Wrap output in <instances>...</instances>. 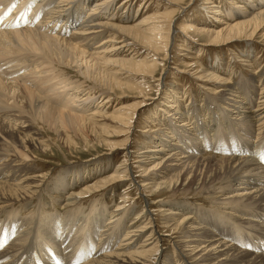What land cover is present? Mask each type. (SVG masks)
I'll use <instances>...</instances> for the list:
<instances>
[{
  "label": "bare ground",
  "instance_id": "6f19581e",
  "mask_svg": "<svg viewBox=\"0 0 264 264\" xmlns=\"http://www.w3.org/2000/svg\"><path fill=\"white\" fill-rule=\"evenodd\" d=\"M113 1L0 0V136L15 145L14 135H20L17 143L24 151L45 150L47 142L36 132L25 134L20 124L35 118L56 133L62 125L81 132L95 130L115 91L128 87L125 81L135 76L142 81L156 79V68L169 61L172 24L161 21L147 29L154 18L135 24L139 11L134 19L122 18L118 8L107 16ZM202 1L204 14L182 25L184 37L193 32L206 36L209 46H218L264 35V0ZM252 44L233 56L250 75L234 79L235 66L217 58L213 65H201L199 78L217 88L202 99L167 96L158 112L143 117L144 123L159 130L150 135L144 131L140 147H130L129 142L133 120L144 109L146 98L134 109L118 112L115 126L123 140L112 151H124L127 162L107 177H102L104 170H87L58 177L57 184L50 186L45 174L28 165L29 157L22 151L0 150V220L14 218L17 208L26 211L36 202L28 212L31 227L24 220L25 231L18 239L0 233V264H38V259L44 264H264V161L256 154L264 144V71L252 59ZM69 69L84 83L72 81ZM165 76L162 73L160 78ZM86 82L93 87L84 92ZM96 89H102V95L95 97ZM0 143H4L1 137ZM90 181H95L92 187L73 192ZM123 182L139 191L141 210L126 208L131 196L123 193L122 202L109 208L108 222L101 229L92 228L96 221L101 225L100 216L106 214L90 219L95 210L80 212L85 196L105 189L111 192ZM199 187L193 199L205 201L197 207L200 214L184 216L170 209L169 201L190 200V189ZM161 191L170 196L156 198ZM92 196L96 195L89 199ZM50 209L61 212L59 217L68 226L58 230L53 220L43 219ZM207 213L216 214L215 222L206 218ZM79 217L84 227L86 218L91 224L83 234L85 243L91 242L87 247L69 226Z\"/></svg>",
  "mask_w": 264,
  "mask_h": 264
},
{
  "label": "rangeland",
  "instance_id": "374dc122",
  "mask_svg": "<svg viewBox=\"0 0 264 264\" xmlns=\"http://www.w3.org/2000/svg\"><path fill=\"white\" fill-rule=\"evenodd\" d=\"M171 3H175L176 5H172ZM111 7L112 10H109L107 12V16L113 14L115 11H117L116 8H118V17L123 14L122 18L131 17V19H134L136 12L139 11L137 22L135 24H138L143 20H148L149 18H154L149 23L150 25H147L145 27L147 29L151 28V25H153L151 23L165 21V25L167 23L172 24V28L175 31L173 33V37L176 39L173 38L170 45L171 52L169 56V61L163 62L164 66L162 64L161 67L156 68L155 80L146 78L145 81H142L141 77L135 76L132 77L133 81H125L124 83L128 84V87L115 91V95L111 99V102L103 109V111H105L104 120H101V122L97 124V128L95 130L87 129L81 132L75 128L70 130V127H68L67 125H62V128L59 130V132L56 133L49 128L45 121L35 118L30 121V124H20L21 127L24 129L25 134L31 136L33 133L36 132L41 136L40 138L42 141L47 142L48 148L45 150H42L40 148H31L29 150L24 151L20 149L17 143L19 139H21L20 135H14L16 142L15 145L11 143L9 137L6 136L3 138L2 136H0L4 140V143H0V150L4 153L14 148H17L18 151H22L29 157V160L27 162L28 165L32 164L37 169H39L40 174H45L47 178L46 182L50 181V186H54V184L57 182L58 177L67 174H69L70 178L75 174L86 173L87 170H104V175L102 177H107L112 174L113 170L116 169L117 166L125 165L127 159L126 157H124V151H112V148L115 145H120V142H122L123 140V137H121L120 135V128L115 126L116 123H118L115 117L118 115V112H126V110H132L138 103L143 100L142 98H146L147 101L144 102V109L140 111L141 113L137 112V115L133 120L134 127L132 129V134L130 137L131 142H129L130 147L131 144H133L135 148H138V146L140 147L142 139H144V135H142L144 131H149L145 135H150L151 133L154 134V130H159V128L152 129L151 124L147 122L144 123V121H142L143 117L150 116L158 112L157 110L158 108H160L159 104L165 102L167 103V96L171 97V99H175V96H185L184 98H192L195 96H199L202 99L205 97V94L211 93V91L217 88L213 83L207 82L206 79L199 78L198 69H203L201 68V65L205 68L209 65H213V61L215 60V58H217L221 60V62L226 66H228V62L230 63V67L235 66L233 73L234 79L236 76H240L241 78L244 77V75H250V70L244 67V65L241 64V61H236L237 59L233 61V56H235L234 53L237 54L239 51L246 49L247 45L253 43L252 59L254 60L255 58L261 70L264 71V35L262 34H257L254 41L238 40L228 45L222 44L218 46H209L208 44H206L208 43V41L205 38L206 36L204 35L190 32L187 36L185 35L184 37L183 34H181L180 29L184 23L194 22L196 15H200V13L204 14L202 9V0H114L111 4ZM88 10L89 9H87L86 11L88 12ZM70 19L71 18H69V21ZM206 21H212V19H206ZM104 39L105 36L101 38L98 42H102ZM182 44L184 45L183 47H185L188 51H180L183 48ZM96 45L97 44L93 45L92 47ZM127 49H131V47ZM136 49L138 50V48H133L130 51ZM4 69H6V67H4ZM69 73L70 77L72 78V81H80L81 83H84V79L78 74H76L75 71L69 69ZM162 73L166 74L164 80L160 78V75ZM159 78L162 82L161 85L158 82ZM136 81H142L143 83L139 84L136 83ZM7 83L12 84L13 82L12 80H9ZM92 87L93 85L91 82H86L84 84L83 90L84 92L89 91V88ZM101 90H92L94 92L93 94L95 95V97L102 95ZM99 103V100L94 102L95 105H99ZM118 109L119 111H117ZM21 131L22 130L19 129L20 133ZM233 137V135L229 137L232 142L234 141ZM237 139V141H240L238 137ZM251 141H256L255 134L253 135ZM263 148L264 144H261L256 149V154L258 155L257 157L258 159L260 158L262 162L264 161L262 158L264 157ZM136 150H134V152ZM17 155L19 154L16 152V156ZM244 155L248 156L247 154ZM252 157H254V155ZM128 163H131L130 159ZM101 180H103V178ZM94 183L95 181L85 183L82 186H78L77 188H75L73 192L79 193L90 185V187H92ZM130 187L131 186L129 185L127 186V183L123 182L121 184H118L117 187L111 192L106 191L105 189L100 192L97 191L94 194H88L87 196H85V199H83L85 200V202H82L84 204L81 205L80 212H83L86 215L92 210H95L92 214L93 216H90V219L99 217V215L102 214L101 212H105L106 215L102 214L100 216V219H103L101 225L99 220L96 221L93 226H91L89 218H86L87 221H85L87 223L85 222L84 227V225H82V217H79L74 223H69V226L73 225L72 234L78 231L76 233H78L80 237L82 236L81 242H83L82 245L84 247H87L88 244L91 243H85L87 238L85 235L83 237V234H86V232H88L89 225L94 229L99 228L101 226V229L102 226H104V224H106L110 218L109 211H111L112 209L110 210L109 208L115 207V205H118L120 202H122V199L120 198L121 195L127 194L131 196V199H129L130 201L127 203V205H125L126 208L133 207L134 210H136V213H138L137 209L141 210L140 207L142 206V204L138 200V198H141L140 193L136 190L134 186H132L131 188ZM123 189L126 190L124 191ZM199 189L200 187L198 189H190V195L188 196L190 200H180V198H178L169 201L171 204L170 209L173 212L183 213L184 216H194L195 213L200 214L201 212H197V207L202 206L205 201L201 197L193 199V195H196L199 192ZM159 193L155 194V197H162V200H165L167 199L166 197L170 196V193H166L163 191ZM148 194L149 196L151 195L150 193H147L146 195ZM55 195H59L58 191ZM89 195L96 196H92L89 199ZM179 195H182V193H180ZM149 196L147 197L149 198ZM94 199L98 200L96 206H94L95 209L91 207L92 203L94 202ZM153 200L157 199L153 198ZM34 204H36V202L30 204L29 208H27L26 211L23 210L20 212L21 209L17 208L18 213L16 212L17 214H14V218L12 215L10 218H7L6 216L2 218V220H0V233L4 231L7 236L11 235L12 238L14 237L13 239H18L20 237L19 235H22V233H24L25 231V221L26 223L28 222V224L33 221L30 217L31 214H28V212H30L32 206H35ZM46 212L47 213L43 214V219L53 220L55 227L58 230L68 226V222H64L60 219L59 215H61V212L55 211V209L46 210ZM204 212H206V210H204L202 213ZM136 213H134V215ZM208 213L206 214V218L215 222L214 218L216 217V214L213 213L211 215H208ZM134 215L131 214V216H128L125 221V224L129 220H131ZM97 223L98 225H96ZM28 224L26 225V227H31V224ZM60 226H62V228H60ZM79 227H81L80 229L83 228L84 232L83 230H81V232L79 230ZM216 227L220 229V231L225 230L222 225L217 224ZM163 231L162 232L165 233V230ZM80 232L82 234H80ZM121 238L122 235L119 237L118 242L121 240ZM97 242L98 236L95 238V243ZM97 245L95 244L94 246ZM54 261L55 263L59 262L56 259ZM38 264L44 263L41 261V259H38Z\"/></svg>",
  "mask_w": 264,
  "mask_h": 264
},
{
  "label": "snow or ice",
  "instance_id": "6c2138e0",
  "mask_svg": "<svg viewBox=\"0 0 264 264\" xmlns=\"http://www.w3.org/2000/svg\"><path fill=\"white\" fill-rule=\"evenodd\" d=\"M262 158H264V157H262Z\"/></svg>",
  "mask_w": 264,
  "mask_h": 264
}]
</instances>
